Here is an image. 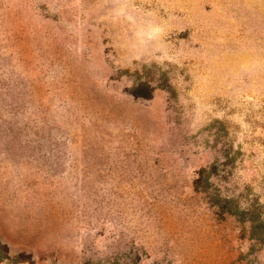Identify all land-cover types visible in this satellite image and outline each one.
<instances>
[{
    "label": "rangeland",
    "instance_id": "rangeland-1",
    "mask_svg": "<svg viewBox=\"0 0 264 264\" xmlns=\"http://www.w3.org/2000/svg\"><path fill=\"white\" fill-rule=\"evenodd\" d=\"M0 264H264V0H0Z\"/></svg>",
    "mask_w": 264,
    "mask_h": 264
}]
</instances>
